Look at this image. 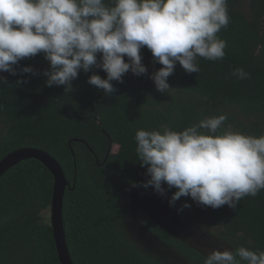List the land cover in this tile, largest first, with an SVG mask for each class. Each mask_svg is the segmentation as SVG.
I'll list each match as a JSON object with an SVG mask.
<instances>
[{
	"label": "trees",
	"instance_id": "16d2710c",
	"mask_svg": "<svg viewBox=\"0 0 264 264\" xmlns=\"http://www.w3.org/2000/svg\"><path fill=\"white\" fill-rule=\"evenodd\" d=\"M105 3L112 6L110 0ZM227 10L230 22L216 34L227 43L225 56L197 57L198 73L185 72L177 62L167 78L172 88L167 93L158 92L150 79L163 66L153 62L146 46L140 54L147 74H124L122 83L111 82L115 92L110 95L87 83L92 74L106 78L99 68L79 72L71 92L46 86L42 72L49 63L42 54L19 61L15 76L0 72L5 77L0 81V159L17 148L34 147L59 162L73 186L65 189L62 209L73 264H204L207 255L142 211L137 220L183 260L171 262L145 249L124 225L131 196L156 193L151 186H140L148 177L135 151L137 130L181 132L225 114L216 133L198 132L264 135V0H227ZM27 66L36 74L19 72ZM237 68L248 78L233 76ZM20 79L26 82L17 83ZM162 187L166 199L177 190ZM52 191L51 172L34 158L0 176V264H60L49 217L42 212L50 207ZM184 203L191 207L178 213ZM173 208L186 229L210 226L230 251L245 247L264 252V189L245 196L235 208L198 206L190 197H181Z\"/></svg>",
	"mask_w": 264,
	"mask_h": 264
},
{
	"label": "clouds",
	"instance_id": "9594fccd",
	"mask_svg": "<svg viewBox=\"0 0 264 264\" xmlns=\"http://www.w3.org/2000/svg\"><path fill=\"white\" fill-rule=\"evenodd\" d=\"M110 2L112 6L105 0H0V72L15 76L19 61L42 54L49 63L42 72L46 86H63L71 92L79 72L99 68L106 78L92 74L87 83L110 95L115 92L111 82L122 83L124 74H147L140 54L146 46L153 62L163 66L150 79L158 92L167 93L172 89L167 78L177 62L185 72L198 73L197 57L225 56L227 43L216 34L230 22L227 0ZM19 72L36 74L31 66ZM232 75L248 78L242 68ZM226 119L225 114L205 118L181 132L137 130L135 151L148 177L140 186H151L161 196L162 185L175 187L168 199L170 207L181 197H190L198 206L235 208L245 196H256L264 189V135L198 132L207 129L214 134ZM188 207L184 203L177 212ZM242 262L264 264V252L245 247L213 249L204 258V264Z\"/></svg>",
	"mask_w": 264,
	"mask_h": 264
},
{
	"label": "water",
	"instance_id": "95a60500",
	"mask_svg": "<svg viewBox=\"0 0 264 264\" xmlns=\"http://www.w3.org/2000/svg\"><path fill=\"white\" fill-rule=\"evenodd\" d=\"M28 158H34L43 163L48 170L51 172L53 176V191H52V198L50 202V207H49V222L52 227V232H53V238L55 242V247H56V252L58 255V259L60 264H73L68 246L66 243L65 239V232H64V227H63V214H62V209H63V196L66 187H69L70 189L73 188V186L69 185L68 180L65 177V174L63 172V169L59 162L52 157L48 152L39 149V148H34V147H21L17 148L15 150H12L8 152L6 155H4L0 159V176L8 170L10 167H13L20 161ZM151 194V193H149ZM140 194H133L131 196V202H130V207L131 205L134 204H140L141 200L140 198L143 197H138ZM146 197V196H145ZM145 199V198H143ZM142 212H144L146 215H148L150 218H152L155 222H157L160 226L165 228L169 233L173 234L174 236L180 238L181 240L186 241L187 243L191 244L189 241L183 239L182 237L178 236L175 234L173 231H171L166 225L162 224L154 215H152L149 211L139 208ZM176 213V211H175ZM177 218V221H179L177 214L175 215ZM132 220H135L133 224H136V221L140 223V227L142 229L147 230L149 234L153 237V239L157 240L160 242L159 245H161L164 250H167V253L161 254V253H155V251H151L160 257H172V258H164L169 261H174L175 259L176 262L179 260L176 257H180L178 253L171 247L167 246L160 240H158L149 230L146 226H144L140 221L137 220V217H131L130 214H128V217L125 221V228L128 234L134 238L139 244L142 245L143 241L139 240L136 238V234L132 233V229L130 228V223ZM180 222V221H179ZM181 223V222H180ZM182 224V223H181ZM183 225V224H182ZM185 226V225H184ZM223 242V241H222ZM226 243V242H225ZM194 246L193 244H191ZM195 247V246H194Z\"/></svg>",
	"mask_w": 264,
	"mask_h": 264
},
{
	"label": "rangeland",
	"instance_id": "374dc122",
	"mask_svg": "<svg viewBox=\"0 0 264 264\" xmlns=\"http://www.w3.org/2000/svg\"><path fill=\"white\" fill-rule=\"evenodd\" d=\"M244 8H246V4H244ZM216 116V115H215ZM213 117L212 115L210 118ZM242 121L246 124L243 118ZM236 131V129L234 130ZM116 148V146H115ZM114 148V150H115ZM146 196V197H145ZM138 197L140 198L141 203L134 206L131 205L130 208V216L137 217L138 212L141 211L139 208H143L149 211L152 215H154L162 224L166 225L171 231H173L178 236L183 239L189 241L193 244L197 249H199L205 255H208L210 251L213 249L223 251L225 249L230 250V245L228 243L222 242L218 238H216L215 233L216 230L210 226H200L198 230H188L184 225H182L179 221H177L175 209L170 207L168 204V199L160 196L156 193L151 194H140ZM43 214L49 217V208L44 209ZM135 220H132L130 223V228L133 230L132 233L136 234V238L140 241L142 240V246L149 250L155 251V253H167V250L162 249L163 247L159 241L153 239V237L147 232V230L142 229L140 223L136 221V224H133ZM164 258H172V257H164ZM179 261L183 260L180 257H176ZM175 261V259H173ZM172 262V261H171ZM174 263V262H173ZM181 264H190L187 261L183 260L180 262Z\"/></svg>",
	"mask_w": 264,
	"mask_h": 264
}]
</instances>
